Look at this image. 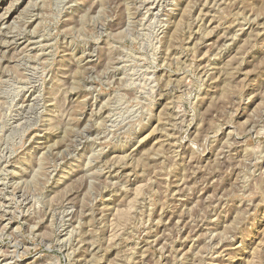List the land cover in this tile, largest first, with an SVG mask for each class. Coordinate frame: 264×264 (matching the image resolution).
<instances>
[{
    "label": "rangeland",
    "instance_id": "374dc122",
    "mask_svg": "<svg viewBox=\"0 0 264 264\" xmlns=\"http://www.w3.org/2000/svg\"><path fill=\"white\" fill-rule=\"evenodd\" d=\"M0 264H264V0H0Z\"/></svg>",
    "mask_w": 264,
    "mask_h": 264
}]
</instances>
